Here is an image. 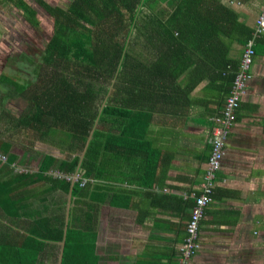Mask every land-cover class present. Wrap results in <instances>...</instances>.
Wrapping results in <instances>:
<instances>
[{
    "label": "trees",
    "instance_id": "trees-1",
    "mask_svg": "<svg viewBox=\"0 0 264 264\" xmlns=\"http://www.w3.org/2000/svg\"><path fill=\"white\" fill-rule=\"evenodd\" d=\"M0 1L16 7L32 29L40 28L35 7L24 0ZM241 1L69 0L67 6H59L34 0L50 16L52 31L32 59L19 52V65L11 62L10 70L0 71V161L13 162L14 148L39 154V160L35 172L13 170L0 178V264H37L46 241H61L64 236L60 264L85 262L71 230L64 235L62 222L51 224L41 210L33 216L29 202L16 193L19 187L45 181L63 191L71 189L73 195L94 182L95 189H102L98 182L104 175L98 162L104 153L119 162L140 158L139 174L122 170L119 174L121 179L136 176L142 184L153 177L159 152L146 138L147 113L188 105L194 86L205 78L225 80L227 92L216 113L221 114L239 63L227 54L234 43L244 46L254 36V25L242 22L231 6ZM259 36L254 39L255 53ZM24 59L30 65L23 66ZM35 140L74 156L34 151ZM117 168L109 170L110 177ZM74 173L76 179H66ZM206 183L203 174L200 190L184 193L193 203L175 264L178 247L188 237L196 196L214 195L200 193ZM206 205L201 207L199 225ZM21 216L30 219H17L26 234L17 228L16 218Z\"/></svg>",
    "mask_w": 264,
    "mask_h": 264
},
{
    "label": "crops",
    "instance_id": "crops-1",
    "mask_svg": "<svg viewBox=\"0 0 264 264\" xmlns=\"http://www.w3.org/2000/svg\"><path fill=\"white\" fill-rule=\"evenodd\" d=\"M263 5L264 0L231 4L249 27ZM20 15L10 2L0 1V53L8 43L7 27L14 30L9 16L15 21V35L19 29L23 38L26 25L21 15L22 26H18ZM241 51L242 44L234 43L228 59L237 62ZM5 54L2 64L8 56ZM251 72L223 143L224 155L210 190L214 195L205 204L198 228L199 247L189 264H264V32L258 37ZM226 89L224 79L205 78L194 86L188 105H170L169 110L147 113L146 138L159 152L153 177H146L142 184L136 176L121 179L119 174L120 170L137 173L136 167L143 163L140 158L119 162L104 153L98 162L104 175L98 182L102 189L87 182L72 195L70 190L39 181L19 187L17 195L29 202L33 216L41 210L51 224L62 222L64 235L68 228L71 230L72 241L81 243V251L76 249L85 259L81 264H175L177 245L193 203L192 196L185 198L184 193L201 188L211 147L207 135L212 117L221 110ZM33 150L58 158L74 156L40 140H35ZM12 151L16 154L13 162L0 161V178L14 171L37 170L39 154L21 148ZM115 165L119 168L110 177L109 170ZM17 219H30L16 218L19 232L26 234V227L22 228ZM61 241L47 240L37 264H58Z\"/></svg>",
    "mask_w": 264,
    "mask_h": 264
},
{
    "label": "built area",
    "instance_id": "built-area-1",
    "mask_svg": "<svg viewBox=\"0 0 264 264\" xmlns=\"http://www.w3.org/2000/svg\"><path fill=\"white\" fill-rule=\"evenodd\" d=\"M253 28L254 36L242 46L238 68L233 79L230 94L225 100L224 109L221 111V114L212 117V126L207 135L211 147L204 173V178L207 182L204 188L205 193H208L213 188V178L224 155L223 143L233 124L235 111L247 91L248 82L252 78L251 64L255 54L253 44L255 37L264 32V5L255 19ZM76 177V175H68L66 179H76ZM86 180L87 178H82L80 183L84 184ZM209 196V194H201L195 198L196 206L192 207L191 217L187 223L188 237L185 238V243L178 247V264H189L191 257L199 247L198 221L202 215L201 207L210 200Z\"/></svg>",
    "mask_w": 264,
    "mask_h": 264
},
{
    "label": "rangeland",
    "instance_id": "rangeland-1",
    "mask_svg": "<svg viewBox=\"0 0 264 264\" xmlns=\"http://www.w3.org/2000/svg\"><path fill=\"white\" fill-rule=\"evenodd\" d=\"M24 1L28 5L36 8L37 19H39V21H40V28L32 29L24 21L26 26H23L25 29H23L24 31H23V33H21V35H23V38H20L19 33L22 31H19V29H18V34L16 36L15 35L16 34V32H15V21L13 20L12 17H10V16L8 17V19H11V21H12V22H10V26L14 30H11L9 27H7V31L9 32L8 43H7L4 51H2L0 53V68H2V69L10 70L11 69V67H10L11 62H15V65L16 64L19 65V63L21 62V56H18L19 52H23V53L25 52L24 54L26 56L30 57V59H32L35 56V54L39 53V50H41L44 42L49 39L48 34L50 33V31H52V23H51L49 15L42 8L37 6L34 3V0H24ZM46 1H48L49 3H51L53 5H59V6H67V4L69 2V0H46ZM38 11H39V14H38ZM19 19H22L21 15L17 18V20H18L17 24L19 27H21L22 22ZM16 30H17V28H16ZM4 54L6 56L7 55L8 56L6 57V62L3 65L2 62H3L4 58H2V57L4 56ZM16 57H18V58H16ZM14 58H16V59H14ZM25 60L26 59H24V61H23L24 62L23 66L30 65ZM12 71L14 72V69H12ZM8 105H14V104H8ZM12 107L14 108L15 106H12Z\"/></svg>",
    "mask_w": 264,
    "mask_h": 264
},
{
    "label": "water",
    "instance_id": "water-1",
    "mask_svg": "<svg viewBox=\"0 0 264 264\" xmlns=\"http://www.w3.org/2000/svg\"><path fill=\"white\" fill-rule=\"evenodd\" d=\"M102 106H103V104H102ZM96 121H97V118L95 119L94 122L96 123ZM92 129H93V128H92ZM92 129H91L90 134H89V136H88V138H87V140H86L85 146L88 144V141H89V139H90V137H91ZM84 150H85V148L83 149V151H84ZM70 191H71V189H70ZM70 191H69V193H70ZM63 238H64V237H63ZM63 245H64V239H62V241H61V249H60V255H59L58 264H60V262H61L62 251H63Z\"/></svg>",
    "mask_w": 264,
    "mask_h": 264
},
{
    "label": "clouds",
    "instance_id": "clouds-1",
    "mask_svg": "<svg viewBox=\"0 0 264 264\" xmlns=\"http://www.w3.org/2000/svg\"><path fill=\"white\" fill-rule=\"evenodd\" d=\"M73 175H76V173H74ZM77 178V177H76ZM85 178V177H84ZM71 181H73L74 179H70Z\"/></svg>",
    "mask_w": 264,
    "mask_h": 264
},
{
    "label": "flooded vegetation",
    "instance_id": "flooded-vegetation-1",
    "mask_svg": "<svg viewBox=\"0 0 264 264\" xmlns=\"http://www.w3.org/2000/svg\"><path fill=\"white\" fill-rule=\"evenodd\" d=\"M48 2V1H47Z\"/></svg>",
    "mask_w": 264,
    "mask_h": 264
}]
</instances>
